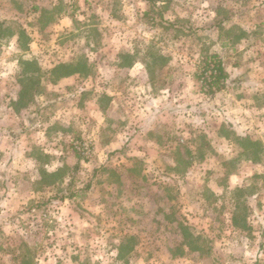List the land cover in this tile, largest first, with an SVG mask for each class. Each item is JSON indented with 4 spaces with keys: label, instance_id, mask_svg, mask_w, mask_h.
<instances>
[{
    "label": "rangeland",
    "instance_id": "obj_1",
    "mask_svg": "<svg viewBox=\"0 0 264 264\" xmlns=\"http://www.w3.org/2000/svg\"><path fill=\"white\" fill-rule=\"evenodd\" d=\"M0 13V264H264V0Z\"/></svg>",
    "mask_w": 264,
    "mask_h": 264
},
{
    "label": "trees",
    "instance_id": "obj_2",
    "mask_svg": "<svg viewBox=\"0 0 264 264\" xmlns=\"http://www.w3.org/2000/svg\"><path fill=\"white\" fill-rule=\"evenodd\" d=\"M203 62L205 64L204 72L199 75V78H203V83L208 86L205 91L208 95L213 96L218 92L222 91L226 86V81L229 79V74L225 70L222 60L217 55H206L204 56ZM86 64L83 61L77 63H62L52 69V73L57 75L58 80L63 78H68L74 75L83 74L86 69ZM243 142L246 143L245 146L253 154L252 160L256 161L258 154L259 142L250 141L248 138H244ZM76 150V149H75ZM79 158H82V154L76 150ZM184 162V161H183ZM76 195L72 194L69 197L73 198ZM187 235V232H186ZM194 250L195 247H191ZM196 249V248H195Z\"/></svg>",
    "mask_w": 264,
    "mask_h": 264
},
{
    "label": "built area",
    "instance_id": "obj_3",
    "mask_svg": "<svg viewBox=\"0 0 264 264\" xmlns=\"http://www.w3.org/2000/svg\"><path fill=\"white\" fill-rule=\"evenodd\" d=\"M70 2H75L76 0H69ZM78 145L75 146V149L80 152L81 154H88L89 153V149L88 146L85 145V147L83 146L82 143H77Z\"/></svg>",
    "mask_w": 264,
    "mask_h": 264
},
{
    "label": "crops",
    "instance_id": "obj_4",
    "mask_svg": "<svg viewBox=\"0 0 264 264\" xmlns=\"http://www.w3.org/2000/svg\"><path fill=\"white\" fill-rule=\"evenodd\" d=\"M1 1H2V0H0V7H1ZM37 9H38V8L35 7V10H36V11H37ZM0 17L2 18V14H1V13H0Z\"/></svg>",
    "mask_w": 264,
    "mask_h": 264
}]
</instances>
